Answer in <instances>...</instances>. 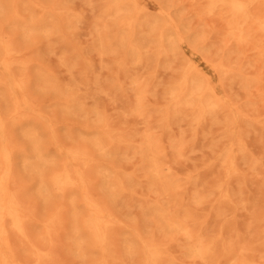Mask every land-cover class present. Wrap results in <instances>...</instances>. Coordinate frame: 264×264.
<instances>
[{
    "label": "rangeland",
    "instance_id": "rangeland-1",
    "mask_svg": "<svg viewBox=\"0 0 264 264\" xmlns=\"http://www.w3.org/2000/svg\"><path fill=\"white\" fill-rule=\"evenodd\" d=\"M0 1L2 2V4H5V6L2 4L0 6L2 7L4 6L3 8L2 7L1 8L2 11H4L3 12L4 15L6 14L5 15L6 17L3 16L4 18L2 17V21H0V24H2L3 22V25H1L0 27L2 28L4 26V30H3L4 33L6 32L5 33L6 35L12 36L11 37L12 39L14 38L13 41L14 45L15 44L18 45V46L15 45L17 50H19V52L22 51L20 53V57L22 58L26 57L25 59L29 60V58L32 56V58H30V61L27 65L28 67L25 68V70L27 71V69L29 68H30L29 71L31 70V72H28V76L26 74L27 79L30 80V81L27 80L28 81L27 89L30 91V92L28 91V94L30 98L34 101L33 104L35 105L37 104L36 106L33 105L35 107L32 106L33 109L30 108L23 109L22 113L27 114L25 118L24 117L21 118V121L18 122V125H15L14 127L10 128V130H12L10 131L11 132L10 135L12 137L11 138L12 143L15 146L14 147L15 154L13 157L14 175H16L14 176L16 178L15 186L19 184L18 185L19 188L17 186V189L20 192L21 201L23 203L24 208L28 212H30L31 215L29 221L30 222L34 221L33 223L28 222L29 224L28 230L30 229L29 235L30 237H32L33 239L32 241L37 242L39 240V242L37 243L38 245L42 242H45L44 244L42 243L39 246L42 247V245H45L42 248H45L44 249L45 251L48 250L50 252L51 250L47 249L48 244L49 243L51 244V245L49 244V248L52 249L53 247L50 246L57 245V243H59L58 241L61 240L60 243H62L63 245L61 244L60 246L59 243L58 245L59 247L55 246L58 248L57 252L55 251V248H53L54 250L52 251H55V254L53 252L51 253L52 256L54 257L56 256V253L57 256L59 253L60 255L59 258H63V259L59 260L58 257H56L57 259L53 257L54 259L52 260V262H54V264L56 263L59 264L58 260L59 262H61L60 264H63V260L64 262H66L64 264H75V263L96 264L95 262L96 260H98V258H99V264H105L104 262H106V264H130V263L145 264L144 262L145 254L144 251L142 250V247L140 246L143 245L144 243L155 245L154 243L157 244V242H158L157 246L160 245L161 247L159 246V248H157L156 245L154 247L159 249L162 255L161 261H163V264L165 263L164 261H166L167 259H169V261H167L165 264H168V262L169 264H204L203 262L199 263V260L198 262H195L197 261V259L193 263L192 262L194 260L193 258L191 259L192 261H190L189 259L190 254L189 257H187L188 256L187 254L189 253L188 249L190 248V245L192 246L193 242L191 241L189 245L190 240H188V238L185 236L183 231H180L183 234L178 231L180 233L179 234L177 231L169 230L168 232L167 229H164L166 227L163 228L162 223L159 222L160 221L159 219L161 218L159 216L156 217L157 215L160 214L161 211H162L161 214L168 213L166 214L168 216L171 213H174L171 214V216L173 215L175 216L177 214L176 216L178 217L179 215L178 218L177 217H173V218H177L178 220L183 221L186 231L191 233L194 240L195 238L197 239L200 236L202 237L203 234L204 236L203 240L202 238H199V240L204 241L206 239L207 241L206 240L205 241L208 242L209 241L208 238L213 235L214 238L211 237L209 239L210 240L214 239L213 242L217 243L218 245L213 243L212 241H209V243L212 242L211 244H213L212 245L213 247L214 244L216 245L214 248H212L213 249L212 252H214V249L216 251L218 248V250L216 251L217 254L215 252L214 253L211 252L212 255H210L211 257L209 256V259H211L212 262L214 260L213 262L214 264L221 263V261L222 263L226 261L225 264H264V246H263L264 245L263 244L264 242V237H263L264 236L263 233L264 232V56L257 54V52H255V50L257 51V49L253 45L250 46V44H252V40L256 38L251 39V41L245 42L246 44L245 43L238 44L237 41L229 34L226 23L227 18L223 14V11L220 9L219 11L217 10L218 8H214L212 11H209L207 13L210 16L207 15L204 9V0H193V1L192 0H135V5L133 6L132 9H130V11L122 10L120 12H117L116 9L115 10L111 9V7L115 5V2L113 0L112 1L111 0H45V1L27 0L28 4L25 2L26 0L25 1L19 0L17 2V6L18 3L21 4H19V7H17V10L19 12L17 16L18 18L17 17L14 18L15 20L13 18H12L13 20L9 18L10 13H8V11L10 12V9H8V7L10 4V0H3L4 3L2 0ZM113 2L114 4H112ZM199 3L201 5L203 4L202 5L203 7H201V5L199 6ZM108 4L109 6L111 5V7H109ZM22 7H24L23 9L24 11L26 8L25 14L27 15H24L23 10H21ZM27 7L30 9V10L28 9L29 11L27 10ZM1 8H0V19L2 14ZM38 9L41 11L43 10L45 13H47V14H45L44 12L42 13L46 16L44 15L43 17L40 16L37 12ZM56 10L58 11V13ZM214 10H215V14H213ZM217 11L219 12L217 13ZM19 13L23 14L22 15L23 17L20 16L21 14L19 15ZM203 13L206 14V17L202 16ZM32 15L34 18L32 17ZM35 15L37 18L35 17ZM26 16L27 17L30 16L28 17L29 19L24 18ZM21 18L24 21H22ZM33 19L36 20L35 24H32ZM120 19H123L122 23L125 25V27L124 25L119 23ZM7 20L8 21L10 20L9 23L12 26L11 25L9 26L8 25L9 23L6 24ZM61 22H63V24ZM5 25H7V27ZM17 27L20 30H18ZM52 28L53 30H51ZM12 29L16 31H13ZM37 30L38 32L39 31L41 32V33L39 32L41 35L37 32ZM35 31L37 32L38 35L35 34L36 33ZM51 32L53 34H51ZM97 32L100 36L96 35ZM22 33L24 34V36ZM45 35H47L48 37H46ZM99 37L101 39H99ZM24 38H26V40ZM22 39L24 40V42ZM97 39L98 42H96ZM120 39L123 41H120ZM29 40L31 41L28 44L27 42ZM33 41H38V42L34 43ZM100 42L102 46L100 45ZM238 47H242V48H238ZM243 47H245L246 50L248 51H246ZM247 47L249 49H247ZM200 48L201 49L203 48L202 49L203 51ZM24 53L27 56H25ZM225 64L228 66L224 68V66H226ZM39 66H41V68ZM46 66L49 67V69L46 68ZM195 67L198 69H196ZM228 68L230 69V71L228 70ZM36 69L37 71H35ZM226 69L229 72H227ZM20 71L21 70H17V72ZM22 71H23L22 73L25 74L24 72L26 71L24 70ZM38 71H41L40 73L41 75H43L42 77L44 76L45 77L42 78L41 75L39 76V74H37ZM48 71H49V76L47 73ZM182 71H183V75L180 76L181 78L180 79L179 75L182 74ZM51 73H53L54 75H52ZM203 74L207 78H209L207 79L208 82L207 80H205L206 77ZM220 75H222L223 80ZM223 76H225V78ZM194 77L198 78V80H196ZM187 78L190 80L193 78L194 79L190 81L187 80ZM243 78L249 80L251 84L248 85L249 81L247 82ZM46 79H50V81L49 80L45 81L47 82V85L50 84L48 86L44 82V80ZM177 79H180V81H178ZM57 80L60 82H58ZM194 80H196V82ZM176 81L177 84L174 83ZM258 81L259 83H257ZM50 82L53 83V86L51 85ZM54 82L55 85L56 84L58 85L56 87L59 88H53V90L50 91L51 88L55 86ZM183 82L184 85L181 84ZM174 84L177 85L178 88ZM180 84L182 85L181 87L182 89L176 91L177 89L180 88ZM63 86L66 87L67 89H65ZM172 86H173V90H171ZM174 87H176L177 89H175ZM43 89H45L44 91L45 94L44 92H42ZM64 89L66 92L62 91ZM181 90L182 92L180 93ZM35 91L36 93L33 94ZM69 91L71 92V94ZM56 92H58L57 93L58 95L56 94ZM173 92L174 93L177 92V95H175ZM67 93L68 96H71L70 98L66 96ZM177 96L181 98L180 101H178L179 99L177 98L179 97ZM36 98L39 99L40 101H38ZM76 98H78L77 101L74 100ZM72 99L76 103L73 102L71 104V101H73ZM140 99H142L141 103H140ZM66 101L67 103L69 102L68 106L66 104ZM138 101L140 104H138ZM8 102L9 101L7 97L3 95L0 91V109H1L0 112L1 114H3V116L5 110L4 108H2V105L3 107L6 106L8 108L7 106L9 105ZM59 102H61L60 105H57ZM179 102H181V104ZM233 102L235 104H233ZM53 104L55 106L57 105V107L55 108ZM62 104L65 105V107ZM75 104L76 105L80 104L77 107L78 109L75 108L76 107ZM204 104L206 108H204ZM49 105L50 108H48ZM61 105L63 109L66 110V112H64V110L61 111L62 109ZM74 105L75 107H73ZM53 107L54 110L52 112ZM66 107L68 109H66ZM79 107H81V109ZM219 107H221V109ZM237 107L239 110L234 111V108L236 109ZM55 109L57 110V112L58 111L59 112L57 113ZM227 109L228 110L231 109L230 112L227 111ZM75 110L80 111V112L78 111L79 113L77 112L79 115H77ZM205 110L209 112L207 113V111ZM210 110L212 112H210ZM70 111L72 112L74 111L76 115L75 113L73 115V113H71ZM220 111L221 113H219ZM232 111H234L232 113L233 115L231 114ZM228 112L230 114H228ZM240 113H242L241 114L242 116L239 115ZM205 114L206 116H203ZM211 114H213V116ZM231 115L233 117H231ZM199 116L200 117L202 116V118H200ZM33 117L38 119H35ZM196 117H198L201 120V122ZM231 119L234 121H232ZM229 120H231V123L233 122L234 123L231 125ZM75 121H77L76 124ZM194 121L197 123L198 126ZM83 122H85V124L88 123V125H90L91 127L90 126L87 127L86 125H81V123L83 124ZM107 124H109L112 129H110L109 125L108 128ZM98 125L100 126L98 127ZM233 125L235 126L233 127ZM68 126L70 127L68 128ZM106 127H107V131H105ZM76 128H78L80 131H76ZM28 129H34L37 132V135L39 136V141L41 143L40 144L41 149H43L42 150L43 156L46 157L45 159L53 158L52 162L50 160L45 163H42L41 164L42 167L40 166L41 172H45V175H48L54 168H56L57 164L61 161L59 155H57V153L52 149L48 148L52 137L55 139V142H57L62 147H64L65 145V148H70V147L80 148V149L82 148L89 154L88 161L82 167L87 172L86 175H88L87 176L88 180L90 179L89 184L91 183L94 184L95 182V184L98 186L97 188L95 184L94 186L90 185L92 189L95 187V190L94 191L92 190L93 191L92 193H94V195H97L98 199L100 198V203L103 200L106 201V202L103 201L102 202L103 204L104 202L108 203L107 206L105 204L104 205L102 204V207L105 216L107 217L108 220L111 221V227L109 229L111 239L109 238L108 254H106L105 260L101 258L100 251L98 254L97 251L93 249V247H91V243H92L91 236L88 235L81 228L80 222L83 220V219L81 220V218L82 216L86 217L85 214H87V212L82 205L81 196L79 195V193L68 192V194H66L67 196L70 195V193L72 194L69 196V198L67 196L63 197L61 195H58V197L56 196L55 198L54 196H52V198L50 199V196L47 195L46 197L47 198L49 197L51 201H49L48 199L49 202H45V200L47 201V198L43 199L45 196V195L43 196V193L46 194L47 192L46 191L43 193H41L40 191L38 192L39 190L38 174L35 175L36 174L35 172L33 173V171H30V169H28L29 167L26 164V163H30L31 160H32L31 163L35 162L34 152L31 149L30 142L27 136H25L24 134L25 131ZM70 129L71 130L75 129V130L74 132L72 131L71 133ZM92 129L94 133L91 132ZM109 129L111 131L114 130L112 131L114 132L113 135L111 132H109L110 131ZM84 131H87L88 134ZM65 132L66 134L69 132L68 133L69 135L73 134V137L66 135ZM77 132H79V134ZM62 133L63 135L66 136H62ZM93 134H97L98 136L95 135L96 137H94ZM105 134L108 135V138ZM235 134H237V138ZM76 135L77 138H74V136ZM81 135L84 136V138H82ZM91 136L93 139L91 138ZM104 136H106V139H104L105 138ZM58 137L60 138V140ZM66 137H68L67 138L68 140L67 139L64 140ZM97 137L98 138L100 137L99 139H101L100 141L102 144H100V141H98ZM88 138L91 139H89L88 141ZM62 139L64 140L63 142ZM69 139L70 140L72 139L77 143L76 142L72 143L73 141L72 140L69 141ZM80 139L83 141H81ZM68 141L70 142V144H68L69 143ZM84 141H86L85 142L86 144L84 143ZM108 141L112 143V145L110 143L108 144ZM116 141H118V143H116ZM181 141H182L181 144H183L182 147L180 146ZM235 141H237L238 144L241 145V147H239V145ZM105 142L107 146H109L108 148L107 146H102L105 144ZM149 142L154 146V148L156 147L155 152L157 153V156H159L158 158L160 162L163 163L164 161H166V163L164 162L165 163L164 165L168 167L171 161V164L168 167L167 176L170 177L169 180H173V182L172 181L170 182V184L172 183L173 184L172 186L166 184L168 186V190L166 189L167 187L166 188L164 187L166 190L165 189L162 190V187L160 185H159L160 187L159 190L157 189L159 188L157 186L158 184L157 182L151 183L152 175L150 173L149 164L145 156L146 154L145 150L147 149L148 146L147 144ZM90 143L93 145H90ZM97 143H99L101 149L104 148L106 149L102 150V152L101 151L99 152V150L101 149L97 148L99 146ZM231 145L233 146L231 147ZM176 146L177 147L179 146L178 149ZM174 147L177 151L174 149ZM230 147L231 149L228 150ZM238 149H241V151H239ZM28 150H31V152ZM173 150H175L176 153ZM159 151L165 152L166 155L163 154L162 152L160 153ZM172 151L174 152V154ZM230 151H233L234 153L233 152L230 153ZM222 154L224 155V157H222ZM22 155L25 157L23 158ZM230 155L231 157H229ZM228 158L230 160H228ZM226 160L228 161V163H226L227 162ZM172 161H174L175 164ZM222 161L224 162V164ZM49 162H51L53 165L47 164ZM91 164H93V166ZM228 164L229 166H227ZM88 167H90V169ZM25 168H27V170ZM43 168H45V171ZM96 168L98 169L96 170ZM99 168H101L102 170ZM91 169L93 170V172ZM172 169L174 170V172ZM236 169L238 171V174ZM98 172L99 174L101 172L102 175L101 174L99 175ZM171 173L172 174L174 173L173 175L175 177L177 176L176 179L175 177L171 176L172 175ZM129 174L133 177V179ZM144 174H146V178L144 177L145 176ZM128 176L131 179H129ZM230 176H232V179L230 178ZM109 177L111 178L112 182L113 179H115L114 183H110L111 181ZM219 177L221 178L219 179ZM233 177L236 180L235 179L233 180ZM36 178L37 180H34ZM229 178L232 180L231 182H229L230 181ZM145 179L147 180V182L145 181ZM221 180L223 181V183ZM227 180L229 181L227 182ZM130 182L136 183L134 184V187L132 184L130 188L131 191H129L127 188L128 186L130 187L131 185ZM178 182H180V184ZM225 182L228 184L226 185ZM127 183L130 185H128ZM177 183L181 185L180 189H177L179 188V186L176 187ZM214 183L216 185L219 183L218 184L219 186L218 185L217 187L214 186L213 185ZM151 184L153 185V187H155L156 185V187L154 189L152 187L151 188L149 187L150 188L149 189L147 185H151ZM99 185L103 188V190H101V187ZM114 185L117 186L115 187L116 189L114 188ZM22 186H23L22 188L23 190L21 189ZM104 186L107 188L108 191L106 189H105L106 191L104 190L105 188ZM119 186L120 188H122L121 190L120 188H118ZM171 187L175 189L171 191L172 190ZM181 187L184 189L183 192L185 197L183 196V193L180 194V192H182ZM213 187L215 188L212 189ZM33 188L35 192L33 191ZM123 188L125 189L123 190ZM218 188H220L219 189L220 191L219 193H216L218 191ZM237 188L241 190L238 191ZM114 190L117 192L118 196H115L116 194L113 196L114 192L112 191ZM134 190L137 191V194ZM161 190L162 192H160ZM164 190L167 192L171 191L172 193L170 192L171 194H169L168 192V196H166L167 193L164 192ZM102 191L104 193H102ZM121 191L122 193L125 191L124 192L125 194H121ZM110 192L112 193L110 194ZM194 192H197V195ZM119 193L121 196L119 195ZM152 193L154 194L152 195ZM156 193H158V196L160 198L157 196ZM177 193H179L180 197L182 195L181 199L180 197H178L179 195H177ZM213 193L215 194L213 195ZM219 194H224V195H219ZM108 195L109 197L111 196L110 197L111 199L114 198L113 199L114 202L116 201L115 204H113V200H111L108 197ZM164 195L166 196L164 198L162 197L164 201L160 202L159 200H163L161 199V196ZM196 196L201 200L197 199ZM66 197L69 199V201L68 199H65V201H63V199ZM191 197L193 199H191ZM71 199H73V201L75 200V202H73L75 209L73 207V203H71L72 202ZM231 199L234 201H232ZM156 200H158V203L162 204L161 208L164 209L166 207L167 212H165L166 209H164L165 211L163 209H159L160 206L154 204L153 201L156 202ZM165 200H167V202L168 201L171 202V203L168 202L169 207L167 205V202L164 203L167 206L163 207L164 205L163 202H165ZM79 202L81 204H79ZM39 203L44 204L43 205L44 207L42 206V204L41 206H38L40 205ZM50 203L51 206L49 207ZM158 203L156 202V204ZM196 203H198V205H196ZM75 204L77 205V208ZM64 205L66 207L65 208L66 210L64 209ZM45 206L47 209H45ZM104 206L107 209V211L104 209ZM26 207H28L29 209H27ZM56 207L58 209L62 207L61 210L65 212L64 214L63 211L61 213L64 216L67 215L68 217L66 216L65 218H63L64 216L62 217V215H60L61 218L56 224L57 226L63 223L61 225L62 228L60 230V233H57L59 229L55 230L56 229L55 227L54 233L51 236L47 235L49 240L47 238L42 239L45 238V234H41L44 233L43 232L44 228L42 224L48 217L47 215L52 211L51 209L54 210L55 208L56 210L57 209ZM72 207L73 210L71 211ZM78 207H80L79 210ZM107 207L109 208V211L112 210L110 211V213H108ZM147 207L148 208L151 207L150 209L152 208L156 209V207H158V209L156 210H161V211L160 212L156 211L159 214L156 213L157 215H155L154 213L155 209L149 210ZM82 208L84 210H82ZM143 208L145 209V214L147 216L145 214H143L142 216L144 210ZM189 208H191V210H189ZM30 209L32 212L30 211ZM169 209H173V212H171L172 210L169 211ZM176 209L179 210V213H176L178 212ZM181 209L183 210V212L181 211ZM77 210L78 211L81 210L80 212H82V214L80 212L79 214H81L82 216H80L79 214L77 215L78 213ZM75 211L76 214L74 213ZM83 211L85 213H83ZM52 212L50 214H52ZM184 212L186 213L188 212V213L185 214ZM180 213H181V217H180ZM76 215L78 217L80 216L79 221H76L77 219H74L75 217H77ZM73 216L75 217L73 218ZM146 217L148 219H146ZM154 217L158 218V220L155 219ZM31 218L33 220H31ZM66 218L68 219L66 220ZM72 218L74 221H76L77 225H79L78 227H76L74 221L71 220ZM150 218L155 221L152 220L150 221ZM63 219L64 222H62ZM192 219H194V221H192ZM37 221L40 223H38ZM154 222H156V224H159V226L157 225V228L159 227L158 231L156 230L157 228L155 229L156 224H154ZM142 224L144 225L141 226ZM69 225H72L75 228L69 227ZM148 225L150 226L148 227ZM61 226H57V228ZM135 226L137 227V229ZM144 227L147 230L143 229ZM70 228H72L75 232ZM160 229H162L163 232L164 230L166 231V233L164 232V234H162L163 238L161 237V234H159V232L163 233L162 230ZM137 230L138 231L141 230L139 231L141 233L143 232L147 233V231L150 232H148L149 234L143 236L144 233L137 234L138 233ZM151 231H154L156 233L152 235L150 234L152 233ZM172 231L173 233L176 232L177 234L176 233L175 234L177 236L175 234H171L173 236L172 237L170 235V232ZM55 233H57L59 237ZM128 234L130 236H128ZM132 234L135 236H133ZM165 234L166 236H164ZM52 236H55V238L58 237L59 239L56 240L52 238L56 240L55 242L51 240V238H49ZM169 236L170 238H168ZM175 236L176 239H174L175 241H173L172 238H174ZM152 237L153 239H151ZM164 237H167L168 239ZM215 237L218 239L216 240ZM155 238H158V240ZM133 239L134 240L136 239L135 242L133 241ZM159 239H161V241ZM40 240L42 242H40ZM50 240L54 244L51 243ZM145 240L148 243H146ZM15 241L17 244L15 243ZM113 241H115V243H113ZM168 241L169 242L173 241V242L169 244L167 243ZM14 243L17 248L18 258L23 260L24 259L29 260L30 256L28 254L30 253L29 250L30 247L27 246L26 244H23L24 242L16 236L14 238ZM20 243H22V245ZM133 243L135 244V246L133 245ZM161 243L162 245H164L165 243V245L162 246ZM130 244H132L133 246H129ZM229 244L231 246H229ZM247 244L248 246L253 245L252 249L251 247L248 248ZM64 245H67L69 247L67 248ZM114 247H118L116 251H115L116 248ZM246 247L248 249H246ZM253 247H255V249ZM71 248L74 251L71 250ZM166 248H168L169 251L168 250L166 251ZM229 248L231 249L232 252H234V254L230 253L231 251ZM243 248L246 249L247 252H244ZM131 249H133L132 252ZM134 249L136 252L134 251ZM221 249L224 252L221 251ZM226 249L229 250L230 252L229 251L227 252ZM241 249H243V251ZM24 250H26V252ZM69 250L72 251L73 253L72 252L70 253ZM75 250L77 253L79 252V254H77ZM226 252L230 254H226ZM139 253L141 254V258L138 259V257H140ZM221 253L224 255L226 254L227 257L226 255L223 256ZM72 254L74 255L73 257H71ZM214 254L218 255V256L215 255L217 258V263L215 262L216 258L215 259L213 258ZM75 255H77V259H75ZM218 257L220 258V260ZM132 260L135 262H133Z\"/></svg>",
    "mask_w": 264,
    "mask_h": 264
},
{
    "label": "bare ground",
    "instance_id": "bare-ground-1",
    "mask_svg": "<svg viewBox=\"0 0 264 264\" xmlns=\"http://www.w3.org/2000/svg\"><path fill=\"white\" fill-rule=\"evenodd\" d=\"M3 1V0H2ZM19 0H10V4H9V7H8V5H7V7H8V9H10V12L8 11V13H10L9 14V18H16L17 16H18V10H17V7H19V4H21V3H18V6H17V2H18ZM20 1H23V0H20ZM25 1V0H24ZM32 1V0H31ZM34 1V0H33ZM45 1V0H44ZM112 1V0H111ZM114 2H115V5L113 6V7H111V5L109 6V4H108V6L109 7H111V9H116V11L117 12H120V11H122V10H128V11H130V9H132L133 8V6L135 5V0H113ZM193 1V0H192ZM1 2V1H0ZM26 3H27V0L25 1ZM55 2V1H54ZM114 2L112 3V4H114ZM3 3H4V1H3ZM9 3V2H8ZM35 3V2H34ZM50 3H52V2H50ZM191 3V2H190ZM193 3V2H192ZM2 4V2L0 3V5ZM23 4H24V2H23ZM28 4V3H27ZM31 4V3H30ZM56 4V3H55ZM2 5H4L5 6V4H2ZM26 5V4H25ZM24 5V6H25ZM35 5V4H34ZM34 5H32V6H34ZM201 4L199 3V6H200ZM203 5V4H202ZM201 5V7H203ZM3 6V7H4ZM30 6V5H29ZM191 6V5H190ZM2 6H0V8H1ZM2 7V8H3ZM26 7V6H25ZM40 7V6H39ZM55 7V6H54ZM57 7V6H56ZM194 7H195V5H194ZM2 8H1V11H2ZM36 8V7H35ZM193 8V7H192ZM197 8V7H196ZM200 8V7H199ZM214 8H218L217 10H222L223 11V14L225 15V17L227 18L226 20V23H227V28H228V31H229V34L237 41V43L239 44H243V43H245V42H248V41H251V39H253V38H256V39H254V40H252V44H250V46L251 45H253L256 49H257V51L255 50V49H253V50H255V52H257V54H260V55H263L264 56V0H204V9H205V11H206V14L209 12V11H212ZM24 9V7H22L21 8V10H23ZM29 8L27 7V10H28ZM37 9V8H36ZM41 9H43V8H41ZM110 9V8H109ZM198 9V8H197ZM6 10V9H5ZM30 10V9H29ZM28 10V11H29ZM32 10V9H31ZM35 10V9H34ZM203 10V9H202ZM219 10V11H220ZM25 11H26V8H25ZM25 11L23 10V13H24V15H27V14H25ZM57 11V10H56ZM196 11V10H195ZM204 11V10H203ZM204 11V12H205ZM219 11H217V13L219 12ZM4 11H2V14H1V19H0V21H2V17L3 16H5L4 15V13H3ZM36 12V11H35ZM38 14L40 15V16H42L43 17V15L44 14H42L44 11L42 10H39L38 9ZM108 12V11H107ZM22 13V12H21ZM21 13H19V15L21 14ZM45 13V12H44ZM57 13H58V11H57ZM166 13V12H165ZM195 13V12H194ZM37 14V15H38ZM45 14H47V13H45ZM49 14V13H48ZM204 14V15H203ZM202 14V16H204V17H206V14L205 13H203ZM213 14H215V10L213 11ZM23 14H21L20 16H22ZM51 15V14H50ZM60 15V14H59ZM120 15V14H119ZM168 15H169V13H168ZM207 15H209V14H207ZM31 16V15H30ZM30 16H28V17H30ZM39 16V17H40ZM44 16H46V15H44ZM61 16V15H60ZM171 16V15H170ZM201 16V15H200ZM210 16V15H209ZM209 16H207V17H209ZM6 17V16H5ZM23 17V16H22ZM27 16L26 17H24V18H28ZM32 17H33V15H32ZM35 17H36V15H35ZM4 18V17H3ZM18 18V17H17ZM34 18V17H33ZM37 18V17H36ZM199 18H201V17H199ZM8 19V18H7ZM12 19V20H13ZM29 19V18H28ZM41 19H44V18H41ZM142 19H145V18H142ZM201 19H203V18H201ZM15 20V19H14ZM21 20H22V18H21ZM20 20V21H21ZM63 20H64V18H63ZM16 21H17V19H16ZM22 21H24V20H22ZM29 21V20H28ZM62 21V20H61ZM143 21H145V20H143ZM10 22V20L8 21L7 20V22H6V24L7 23H9ZM33 23L32 24H35L36 23V20H34L33 19V21H32ZM52 22V21H51ZM123 19H120L119 20V23H121L122 25H124L123 23ZM12 23V22H11ZM24 23H26V22H24ZM49 23V22H48ZM62 24H63V22H61ZM14 24V23H13ZM1 25H3V22H2V24H0V26ZM9 26L11 25L10 23L8 24ZM29 25V24H28ZM53 25V24H52ZM51 25V26H52ZM55 25V24H54ZM127 25H129V24H127ZM6 27H7V25H5ZM12 26V25H11ZM17 26V25H16ZM19 26V25H18ZM31 26V25H30ZM36 26V25H35ZM55 27V26H54ZM124 27H125V25H124ZM3 28V29H2ZM0 27V91H1V93L3 94V95H5L6 97H7V99H8V103H9V105H7L8 106V108L6 107V106H4L3 107V105H2V108H4V110H5V112H4V116H3V114H1V112H0V264H50L51 262H52V260L54 259V258H56V257H58L59 258V253H58V256H57V253H56V256L54 257V256H52V253L51 252H53L54 254H55V251L57 252V247H55V246H58L59 245V243L61 242V240L60 241H58L59 243H57V245H52V246H50V247H53V248H55V251H52V250H54L53 248L51 249V248H49V244H48V248L47 249H49V250H51L50 252L47 250V251H45L44 249L45 248H42L43 246H45V245H42V247L41 246H39V245H41L42 243L44 244L45 242H42L41 240L42 239H48V236L47 235H52L53 233H54V229H55V227H56V229L55 230H58L57 231V233H60V230H61V228H62V224L61 223H59V224H61V225H57V226H61V227H58L57 228V226H56V224H57V222L59 221V219L61 218V216L60 215H62V217L64 216L63 214H64V212L65 211H63V210H61V208H57L56 210H55V208H54V210L53 209H51L52 211H54V212H52V214H50L49 212V214L47 215L48 217L46 218V220L44 221V223L42 224L43 225V228H44V233H41V234H45V238H42L41 240H40V242H42V243H40L39 245L37 244L38 242H39V240L37 241V242H33L32 240V237H30V235H29V232H30V229L28 230V222L29 223H33V222H30L29 220H30V212H28L25 208H24V206H23V203H22V201H21V197H20V192H19V190L17 189V186L19 185H17V186H15V177L14 176H16V175H14V167H13V165H14V162H13V157H14V154H15V146H14V144L12 143V137H11V135H10V131H12V130H10V128L11 127H14L15 125H18V122L19 121H21V118H25V116L27 115V114H23L22 113V111H23V109H26V108H30V109H33V107H35L36 105L35 104H33V100L30 98V96H29V94H28V89H27V87H28V81H30V80H28L27 79V77H26V74H27V76H28V72H31V70L29 71V69H27V71L25 70V68H27L28 66V63H29V61H30V58H32V56L29 58V56H28V58H29V60L28 59H25V58H22V57H20V53L22 52H19V50H17V48H16V46H18V45H14V38L12 39L11 37L12 36H8V35H6L5 33H4V26L3 27ZM10 28V27H9ZM16 28V27H15ZM20 28H22V27H20ZM37 28H38V26H37ZM96 28V27H95ZM17 29H18V27H17ZM48 29V28H47ZM8 30H10V29H8ZM13 31H16V30H14V29H12ZM18 30H20V29H18ZM23 30V29H22ZM31 30V29H30ZM35 30V29H34ZM43 30H44V28H43ZM51 30H53V28L51 29ZM55 30V29H54ZM97 30V29H96ZM29 31V30H28ZM49 31V30H48ZM56 31V30H55ZM55 31H54V33H55ZM131 31V30H130ZM9 32V31H8ZM12 32V31H11ZM22 32V31H21ZM36 32V31H35ZM37 32H38V30H37ZM37 32L35 33V34H37ZM40 32V31H39ZM38 32V33H39ZM96 32V31H95ZM14 33V32H13ZM24 33V32H23ZM22 33V34H23ZM30 33H31V31H30ZM41 33V32H40ZM39 33V34H40ZM44 33V32H43ZM57 33V32H56ZM10 34V33H9ZM28 34V33H27ZM26 34V35H27ZM47 34V33H46ZM51 34H53L52 32H51ZM14 35V34H13ZM31 35V34H30ZM32 35H34V34H32ZM38 35V34H37ZM41 35V34H40ZM62 35V34H61ZM97 36H100L99 34H98V32H97V34H96ZM23 36H24V34H23ZM44 36V35H43ZM46 37H48L47 35H45ZM49 36H50V34H49ZM22 37V36H21ZM45 37V38H46ZM29 38V37H28ZM31 38H34V37H31ZM62 38V37H61ZM25 40H26V38H24ZM37 39V38H36ZM36 39H34V40H36ZM99 39H101L100 37H99ZM23 40V39H22ZM39 40V39H38ZM16 41V40H15ZM31 40H29L27 43L29 44V42H30ZM99 41H101V40H99ZM120 41H123V40H121L120 39ZM23 42H24V40H23ZM22 42V43H23ZM34 43L35 42H38V41H33ZM96 42H98V39H97V41ZM197 42V41H196ZM25 43H26V41H25ZM99 44V43H98ZM97 44V45H98ZM182 44V43H181ZM238 44H237V46H238ZM246 44V43H245ZM244 44V45H245ZM248 44V45H249ZM20 45V44H19ZM36 45V44H35ZM100 45H101V42H100ZM183 45V44H182ZM197 45H198V43H197ZM236 45V44H235ZM102 46V45H101ZM200 46V45H199ZM241 46V45H240ZM27 47V46H26ZM137 48V47H136ZM238 48H242V47H238ZM238 48H237V50H238ZM245 50H246V48L245 47H243ZM19 49V48H18ZM201 49V48H200ZM203 49V48H202ZM201 49V50H202ZM247 49H249L248 47H247ZM24 51H27V50H24ZM30 51H32V50H30ZM42 51V50H41ZM77 51V50H76ZM104 51H106V50H104ZM203 51V50H202ZM246 51H248V50H246ZM250 51V50H249ZM99 52V51H98ZM97 52V53H98ZM101 52V51H100ZM253 53V52H252ZM25 54V53H24ZM24 54H23V56H24ZM31 54V53H30ZM30 54H28V55H30ZM32 54H34V53H32ZM37 55H38V53H37ZM22 56V55H21ZM25 56H27L26 54H25ZM257 56V55H256ZM44 58V57H43ZM257 58V57H256ZM261 58V57H260ZM34 59V58H33ZM204 59V58H203ZM258 59V58H257ZM260 60V59H259ZM259 60H257V61H259ZM37 61V60H36ZM213 61V60H212ZM215 61H217V60H215ZM221 62V61H220ZM261 62V61H260ZM208 63H209V61H208ZM30 64H31V62H30ZM40 64V63H39ZM188 64V63H187ZM220 64V63H219ZM219 64H218V66H219ZM223 64V63H222ZM186 65V64H185ZM184 65V66H185ZM214 65V64H213ZM226 65V64H225ZM261 65V64H260ZM221 66V65H220ZM228 65H226V66H224V68L225 67H227ZM40 68H41V66H39ZM36 68V67H35ZM46 68H48L49 69V67H47L46 66ZM184 68V67H183ZM196 68V67H195ZM218 68H220V67H218ZM221 68H223V67H221ZM230 68V67H229ZM228 68V70L230 71V69ZM43 69V68H42ZM189 69V68H188ZM196 69H198V68H196ZM17 70H21L20 72H17ZM22 70H24V71H26V72H24L25 74H23L22 72ZM34 70V69H33ZM46 70V69H45ZM44 70V71H45ZM190 70V69H189ZM193 70V69H192ZM227 70V69H226ZM227 70V72H229ZM35 71H37V69L35 70ZM52 71V70H51ZM196 71V70H195ZM39 72V73H38ZM37 72V74H39V76L41 75V71H38ZM194 72V71H193ZM224 72H225V69H224ZM43 73V72H42ZM46 73V72H45ZM48 73V76H49V71L47 72ZM191 73V72H190ZM197 73V72H196ZM36 74V73H35ZM34 74V75H35ZM44 74V73H43ZM52 75H54L53 73H51ZM50 74V75H51ZM189 74V73H188ZM195 74V73H194ZM202 74V73H201ZM216 74H217V72H216ZM219 74V73H218ZM225 74V73H224ZM181 75H183V71H182V74H180L179 75V78H180V76ZM190 75V74H189ZM193 75V74H192ZM204 75V74H203ZM38 76V75H37ZM43 75H41V77H42ZM184 76H185V74H184ZM195 76V75H194ZM205 76V75H204ZM221 76V78H222V75H220ZM45 77V76H44ZM44 77H42V78H44ZM202 77V76H201ZM206 77V76H205ZM224 78H225V76H223ZM39 78V77H38ZM53 78V77H52ZM57 78V77H56ZM56 78H54V79H56ZM183 78V77H182ZM192 78V77H191ZM196 80H198V78H196V77H194ZM193 78V79H194ZM219 78V77H218ZM53 79V80H54ZM181 79V78H180ZM180 79H177L178 81H180ZM193 79H191V80H193ZM207 79H209V78H207L206 77V79L205 80H207ZM245 81H249V80H247V79H245V78H243ZM28 80V81H27ZM40 80V79H39ZM38 80V81H39ZM47 80H49L50 81V79H46V80H44V82L45 81H47ZM187 80H190V79H188L187 78ZM190 80V81H191ZM196 80H194L195 82H196ZM203 80V79H202ZM201 80V81H202ZM220 80V79H219ZM222 80H223V78H222ZM259 80V79H258ZM43 81V80H42ZM58 81V80H57ZM260 81V80H259ZM259 81L257 82V83H259ZM51 82H52V80H51ZM50 82V83H51ZM58 82H60V81H58ZM57 82V83H58ZM186 82H188V81H186ZM194 82V83H195ZM207 82H208V80H207ZM246 82V83H247ZM252 82V81H251ZM255 82V81H254ZM39 83V82H38ZM46 83V85H47V82H45ZM44 83V84H45ZM174 83H176L177 84V81L176 82H174ZM191 83V82H190ZM224 83V82H223ZM243 83H244V81H243ZM261 83V82H260ZM42 84V83H41ZM182 85H184V82L183 83H181ZM180 84V88L179 89H177L178 87H177V85H175L176 87H174L175 89H177L176 91H178V90H180V89H182L181 87H182V85ZM197 84V83H196ZM249 84H251L250 83V81H249V83H248V85ZM255 84V83H254ZM262 84V83H261ZM43 85V84H42ZM45 85V86H46ZM48 85H50V84H48ZM47 85V86H48ZM51 85L53 86V83H51ZM54 85H55V82H54ZM59 85H60V83H59ZM63 85V84H62ZM173 85V86H174ZM188 85V84H187ZM39 86V85H38ZM41 86V85H40ZM56 86H58L57 84L54 86V87H52L51 88V90L50 91H52L53 90V88H59V87H56ZM173 86H172V89L171 90H173ZM216 86V85H215ZM214 86V87H215ZM222 86V85H221ZM244 86H245V84H244ZM49 87H51V86H49ZM64 87V86H63ZM184 87V86H183ZM211 87V86H210ZM261 87V86H260ZM39 88V87H38ZM65 89H67L66 87H64ZM223 88V87H222ZM63 89V88H62ZM65 89L64 90H62L63 92H66L65 91ZM169 89V90H170ZM46 90H47V88H46ZM59 90V89H58ZM61 90V89H60ZM45 91V89H43V91L42 92H44ZM55 91H56V89H55ZM184 91V90H183ZM260 91V90H259ZM30 92V91H29ZM70 92V91H69ZM170 92V91H169ZM182 92V90L180 91V93ZM36 93V91L33 93V94H35ZM39 93V92H38ZM54 93V92H53ZM58 92H56V94H57ZM62 93V92H61ZM174 93V92H173ZM32 94V95H33ZM44 94H45V92H44ZM63 94V93H62ZM61 94V95H62ZM70 94H71V92H70ZM175 95H177V92L176 93H174ZM30 95H31V93H30ZM58 95V94H57ZM60 95V94H59ZM65 95V94H64ZM63 95V96H64ZM178 95H179V93H178ZM37 96V95H36ZM66 96H68V93H67V95ZM170 96H171V94H170ZM183 96V95H182ZM181 96V97H182ZM69 98L71 97V96H68ZM177 97H179V96H177ZM186 97V96H185ZM229 97V96H228ZM227 97V98H228ZM41 98V97H40ZM43 98V97H42ZM176 98V97H175ZM37 99V98H36ZM35 99V100H36ZM66 99V98H65ZM77 99L78 98H76V99H74V100H76L77 101ZM177 99H179L178 101H180V97L179 98H177ZM38 101H40L39 99H37ZM63 100V99H62ZM71 100V99H70ZM73 100V99H72ZM74 100L73 101H71V104L74 102ZM171 100V99H170ZM229 100H230V98H229ZM223 101H224V99H223ZM46 102V101H45ZM45 102H42V103H45ZM64 102V101H63ZM81 102V101H80ZM142 102V99H140V103ZM183 102V101H182ZM192 102V101H191ZM220 102V101H219ZM42 103H40V104H42ZM51 103V102H50ZM53 103V102H52ZM56 103V102H55ZM60 103L61 102H59L57 105H60ZM69 103V102H68ZM68 103H67V101H66V104H67V106H68ZM74 103H76V102H74ZM139 103V101H138V104H140ZM173 103V102H172ZM180 104H181V102H179ZM5 104V103H4ZM39 104V103H38ZM49 104V103H48ZM47 104V105H48ZM71 104H69V105H71ZM174 104V103H173ZM176 104V103H175ZM183 104V103H182ZM187 104V103H186ZM203 104V103H202ZM222 104V103H221ZM233 104H235L234 102H233ZM33 105H35V106H33ZM46 105V106H47ZM54 105V104H53ZM52 105V106H53ZM57 105L55 106L54 105V107L56 108L57 107ZM63 105V104H62ZM62 105H61V111L62 110H64V112H66V110L65 109H63V107H62ZM76 105V104H75ZM75 105L73 106V107H75ZM78 105H80V104H78ZM78 105H76V109H78L77 107H78ZM219 105H220V103H219ZM33 106V107H32ZM64 107H65V105H63ZM139 106V105H138ZM184 106V105H183ZM222 106V105H221ZM234 106V105H233ZM236 106V105H235ZM7 109H6V108ZM38 107V106H37ZM45 107V106H44ZM54 107H53V109H52V112H53V110H54ZM197 107V106H196ZM48 108H50V105H49V107ZM52 108V107H51ZM80 109H81V107H79ZM167 108V107H166ZM204 108H206L205 107V104H204ZM217 108V107H216ZM220 109H221V107H219ZM223 108H224V105H223ZM226 108V107H225ZM66 109H68L67 107H66ZM178 109V108H177ZM188 109V108H187ZM196 109V108H195ZM199 109V108H198ZM197 109V110H198ZM203 109V108H202ZM1 110V109H0ZM45 110H47V109H45ZM71 110V109H70ZM73 110H74V108H73ZM186 110V109H185ZM223 110V109H222ZM221 110V111H222ZM231 110V109H230ZM230 110H228L227 109V111H229L230 112ZM238 111L239 109H238V107L235 109L234 108V111ZM55 111L57 112V110L55 109ZM76 111V113L79 111V110H75ZM205 111H207V110H205ZM219 111V110H218ZM221 111L219 112V113H221ZM224 111V110H223ZM226 111V110H225ZM234 111H232L231 112V114L234 112ZM51 112V113H52ZM59 112V111H58ZM57 112V113H58ZM63 112V113H64ZM71 113H73V115H74V111L72 112V111H70ZM80 112V111H79ZM78 112V113H79ZM163 112H164V110H163ZM183 112V111H182ZM209 111H207V113H208ZM210 112H212L211 110H210ZM228 112V114H230ZM62 113V112H61ZM60 113V114H61ZM68 113V112H67ZM76 113H75V115H76ZM77 113V115H79ZM202 113H203V111H202ZM206 113V114H207ZM224 113V112H223ZM227 113V112H226ZM237 113V112H236ZM239 113V112H238ZM191 114V113H190ZM206 114L205 115H203V116H206ZM242 113H240L239 115H241ZM63 115V114H62ZM72 115V114H71ZM200 115V114H199ZM212 116H213V114H211ZM233 115V114H232ZM231 115V117H233ZM60 116V115H59ZM194 116H195V114H194ZM214 116H215V114H214ZM217 116V115H216ZM230 116V115H229ZM236 116V115H235ZM242 116V115H241ZM37 117V116H36ZM58 117V116H57ZM200 117V116H199ZM230 117V118H231ZM240 117V116H239ZM33 118H35V117H33ZM62 118V117H61ZM196 118H198V117H196ZM200 118H202V116L200 117ZM204 118V117H203ZM206 118V117H205ZM229 118V119H230ZM237 118V117H236ZM26 119H27V117H26ZM35 119H38V118H35ZM199 119V118H198ZM240 119V118H239ZM55 120V119H54ZM69 120V119H68ZM85 120V119H84ZM166 120V119H165ZM164 120V121H165ZM194 120V119H193ZM200 120V119H199ZM203 120V119H202ZM232 120V119H231ZM231 120H229L230 121V123H231ZM57 121H59V120H57ZM78 121V120H77ZM77 121H75V124H76V122ZM163 121V120H162ZM232 121H234V120H232ZM240 121V120H239ZM10 122V123H9ZM89 122V121H88ZM195 122V121H194ZM200 122H201V120H200ZM199 122V123H200ZM66 123V122H65ZM196 123V122H195ZM197 123H198V120H197ZM197 123H196V125H197ZM229 123V124H230ZM234 123V122H233ZM233 123H231V125L233 124ZM62 124V123H61ZM165 124H166V122H165ZM228 124V125H229ZM42 125V124H41ZM72 125H73V123H72ZM78 125H79V123H78ZM81 125H86L87 127H89L90 125H88V123H86L85 124V122H83V124L81 123ZM96 125V124H95ZM108 125L109 124H107V127H108ZM230 125V126H231ZM55 126H58V125H55ZM97 126V125H96ZM100 125H98V127H99ZM104 126V125H103ZM110 126V125H109ZM198 126V125H197ZM235 125H233V127H234ZM66 127H67V125H66ZM70 126H68V128H69ZM76 127V126H75ZM86 127V128H87ZM91 127V126H90ZM107 127L105 128L106 130L105 131H107ZM168 127V126H167ZM166 127V128H167ZM233 127H231V128H233ZM65 128V127H64ZM72 128V127H71ZM74 128V127H73ZM84 128V127H83ZM85 128V129H86ZM104 128V127H103ZM109 128V127H108ZM60 129V128H59ZM78 128H76V131H80L79 129L77 130ZM88 129H90V128H88ZM110 129H112L111 128V126H110ZM109 129V130H110ZM69 130V129H68ZM71 130V129H70ZM75 130V129H74ZM74 130H71L70 132L72 133V131L74 132ZM97 130V129H96ZM95 130V131H96ZM99 130V129H98ZM104 130V129H103ZM108 130V131H109ZM55 131H56V128H55ZM58 131H60V130H58ZM65 131V130H64ZM63 131V132H64ZM105 131H104V133H105ZM112 131H114V130H112ZM111 130L109 131V132H111L112 133V135H113V133L114 132H112ZM233 131V130H232ZM54 132V131H53ZM84 132H86L87 133V131H84ZM83 132V133H84ZM90 132V131H89ZM91 132H93L94 133V131H93V129L91 130ZM13 133V132H12ZM59 133V132H58ZM69 133V132H68ZM66 134V132H65V134L66 135H69V134ZM70 133V134H71ZM78 134H79V132H77ZM76 133V134H77ZM82 133V132H81ZM98 133H100V132H98ZM106 133H108V132H106ZM111 133H109V134H111ZM25 136H27V138H28V140H29V142H30V146H31V149H32V151L34 152V158H35V162H33V163H31V161H30V163H26L27 164V166L29 167L28 169H30V171H33V173L35 172L36 174L35 175H37L38 174V177H39V187L38 186H36V187H38V192L40 191L41 193H43V192H47L46 194H44L43 193V196H44V198L43 199H46L47 197V195L48 196H50V199L52 198V196H54L55 198H56V196L58 197V195H61V196H67L66 194H68V192H78L79 193V195L81 196V201H82V205H83V207H84V209L86 210V212H87V214H85L86 215V217H84V216H82L81 214H82V212H80V211H78L79 209H80V207H78V213H77V215L79 214V212L81 213V214H79L80 216H82V218H81V228L83 229V231H85L88 235H90L91 236V239H92V243H91V247H93V249H95L96 251H97V253L99 254V251H100V253H101V258L103 259V260H105L106 259V254H108V244H109V238H110V233H109V229H110V227H111V221L110 220H108L107 219V217L105 216V213H104V210H103V207H102V202L103 201H105V200H103V201H101V203H100V198L98 199V197H97V195H94V193H92L94 190H95V187L92 189L91 187H90V185H93L94 186V184H95V182H94V184L93 183H91V184H89L90 183V179L88 180V178H87V176L88 175H86V171L83 169V165L88 161V158H89V154L85 151V150H83L82 148L80 149V148H72V147H70V148H65V145H64V147H62V146H60L57 142H55V139L52 137L51 138V141H50V143H49V149H52L53 151H55L56 153H57V155H59V158H61V161L57 164V166H56V168H54L48 175H45V172H41V168H40V166H41V164L42 163H45V162H47V161H50L51 160V162H52V159H45L46 157H44L43 156V153H42V150L43 149H41V143H40V141H39V136L37 135V132L34 130V129H28V130H26L25 131ZM77 134V135H78ZM88 134V133H87ZM91 134V133H90ZM238 134V133H237ZM237 134H235V136H236V138H237ZM60 135V134H59ZM66 135H63V133H62V136H66ZM77 135L76 136H74V138H77ZM82 135H84V134H82ZM81 135V136H82ZM94 135V137H96L95 135H97V134H93ZM102 135H104V134H102ZM106 135V134H105ZM115 135H116V133H115ZM14 136V135H13ZM17 136V135H16ZM41 136H42V134H41ZM69 136H72L73 137V134L72 135H69ZM68 136V137H69ZM89 136V135H88ZM87 136V137H88ZM98 136V135H97ZM100 136V135H99ZM107 136V138H108V135H106ZM106 136H104L105 138L104 139H106ZM110 136V135H109ZM47 137V136H46ZM55 137H57V136H55ZM68 137H66L64 140H66ZM80 137V136H79ZM101 137V136H100ZM99 137V138H100ZM112 137V136H111ZM110 137V138H111ZM44 138V137H43ZM59 138V137H58ZM62 138H64V137H62ZM82 138H84V136H82ZM91 138H92V136H91ZM91 138H88V141H89V139H91ZM98 138V137H97ZM96 138V139H97ZM98 138V141H100L101 139H99ZM102 138V137H101ZM113 138V137H112ZM111 138V139H112ZM14 139V138H13ZM93 139V138H92ZM95 139V140H96ZM57 140V139H56ZM59 140H60V138H59ZM63 139H62V142L64 141ZM68 140V139H67ZM72 140V139H71ZM70 139H69V141H71ZM76 140V139H75ZM81 140V139H80ZM94 140V141H95ZM107 140H110V139H107ZM107 140H105V141H107ZM49 141V140H48ZM68 141V142H69ZM73 142L72 143H74V142H76V141H74V140H72ZM78 141V140H77ZM81 141H83V140H81ZM230 141H231V139H230ZM234 141V140H233ZM80 142V141H79ZM86 141H84V143H85ZM93 142V141H92ZM102 142H103V140H102ZM237 144H238V142L237 141H235ZM77 143V142H76ZM81 143V142H80ZM94 143V142H93ZM110 142L108 141V144H109ZM115 143V142H114ZM114 143H113V146H114ZM116 143H118V141H116ZM153 143V142H152ZM182 143V141L180 142V146L182 147L183 146V144H181ZM232 143V142H231ZM68 144H70V142L68 143ZM79 144V143H78ZM77 144V145H78ZM83 144V143H82ZM81 144V145H82ZM86 144V143H85ZM84 144V145H85ZM98 145H99V143H97ZM97 144H95V145H97ZM100 144H102L101 143V141H100ZM105 144H106V142H105ZM102 145V146H107V144L106 145ZM111 145H112V143H110ZM169 144H170V142H169ZM179 144V143H178ZM177 144V145H178ZM233 144V143H232ZM67 145V144H66ZM80 145V146H81ZM90 145H93V144H91L90 143ZM89 145V146H90ZM110 145V146H111ZM148 146H147V149L145 150L146 151V154H145V156H146V159H147V161H148V164H149V170H150V173H151V183L153 182V183H155V182H157L156 184H157V186L159 187V185L162 187V190L163 189H165L166 187V189L168 190V186L166 185V184H168V185H171L172 186V184H170V182L172 181L173 182V180H169L170 179V177H168L167 176V171H168V167L170 166V164H171V161H170V164H169V166L168 167H166L164 164L166 163V161H164L163 163L162 162H160V160H159V156H157V153L155 152V149H156V147L154 148V146L149 142L148 144H147ZM155 145V144H154ZM235 145V144H234ZM239 145V144H238ZM19 146V145H18ZM79 146V147H80ZM163 146V145H162ZM175 146V145H174ZM233 145H231V147H232ZM20 147V146H19ZM76 147V146H75ZM87 147V146H86ZM93 147V146H92ZM96 147V146H95ZM109 146H107V148H108ZM115 147H116V145H115ZM114 147V148H115ZM177 147V146H176ZM179 147V146H178ZM178 147H177V149H178ZM228 147V146H227ZM231 147L228 149V150H230L231 149ZM239 147H241V145H239ZM85 148V147H84ZM90 148V147H89ZM97 148H100L101 149V147H100V145L97 147ZM113 148V147H112ZM164 148V147H163ZM170 148H172V147H170ZM234 148V147H233ZM86 149V148H85ZM106 148H104V149H101V150H99V152L101 151L102 152V150H105ZM110 149V148H109ZM160 149V148H159ZM174 149H175V147H174ZM89 150V149H88ZM87 150V151H88ZM108 150V149H107ZM163 150V149H162ZM176 150V149H175ZM175 150H173L175 153H176V151ZM227 150V151H228ZM234 150V149H233ZM239 151H241V149H238ZM28 151H30L31 152V150H28ZM109 151V150H108ZM172 151V152H173ZM180 151H181V149H180ZM26 152V151H25ZM24 152V153H25ZM160 152V151H159ZM162 152V151H161ZM160 152V153H161ZM174 152H173V154H174ZM221 152V151H220ZM226 152V151H225ZM231 152H233V151H230V153ZM91 153V152H90ZM159 153V154H160ZM163 154H165V152H162ZM218 153V152H217ZM228 153V152H227ZM229 153V154H230ZM234 153V152H233ZM240 153V152H239ZM32 154V153H31ZM92 154V153H91ZM100 154H102V153H100ZM105 154V153H104ZM224 154V153H223ZM222 154V157H224V155ZM25 155V154H24ZM162 155V154H161ZM166 155V154H165ZM23 156V155H22ZM25 156H23V158H24ZM56 157H58V156H56ZM55 157V158H56ZM103 157H104V155H103ZM164 157H166V156H164ZM229 157H231V155L229 156ZM47 158H48V156H47ZM111 158V157H110ZM179 158V157H178ZM117 159V158H116ZM163 159V158H162ZM175 159V158H174ZM225 159V158H224ZM30 160V159H29ZM58 160V159H57ZM165 160H166V158H165ZM228 160H230L229 158H228ZM225 161V160H224ZM227 161V160H226ZM20 162V161H19ZM22 162V161H21ZM28 162V161H27ZM51 162H49V163H47V164H51V165H53ZM168 162V161H167ZM173 163H174V161H172ZM223 162V161H222ZM222 162H220V163H222ZM237 162V161H236ZM106 163H108V162H106ZM226 163H228V161L226 162ZM24 164H25V162H24ZM95 164H96V162H95ZM99 164V163H98ZM175 164V163H174ZM223 164H224V162H223ZM55 165H56V163H55ZM55 165H54V167H55ZM92 166H93V164H91ZM100 165V164H99ZM113 165V164H112ZM115 165V164H114ZM98 166V165H97ZM110 166V165H109ZM227 166H229V164L227 165ZM42 167V166H41ZM43 167H45V166H43ZM47 167V166H46ZM50 167V166H49ZM87 167V166H86ZM95 167H96V165H95ZM94 167V168H95ZM113 167H115V166H113ZM89 169H90V167H88ZM120 168V167H119ZM122 168V167H121ZM170 168H172V167H170ZM26 170H27V168H25ZM44 169V171H45V168H43ZM86 169V168H85ZM98 168H96V170H97ZM99 169H101V168H99ZM104 169V168H103ZM114 169H116V168H114ZM49 170V169H48ZM92 170V169H91ZM102 170V169H101ZM122 170V169H121ZM173 170V169H172ZM171 170V171H172ZM233 170V169H232ZM94 171H95V169H94ZM98 171H100V170H98ZM120 171V170H119ZM236 171H237V169H236ZM28 172H29V170H28ZM92 172H93V170H92ZM92 172H90V173H92ZM104 172V171H103ZM126 172V171H125ZM173 172H174V170H173ZM223 172V171H222ZM224 172H225V170H224ZM223 172V173H224ZM116 173V172H115ZM120 173V172H119ZM97 174V173H96ZM98 174H99V172H98ZM100 174H101V172H100ZM99 174V175H100ZM104 174V173H103ZM128 174V173H127ZM169 174V173H168ZM172 174V173H171ZM174 174V173H173ZM171 175V176H173V177H175L174 175ZM176 174V173H175ZM237 174H238V171H237ZM28 175H29V173H28ZM92 175V174H91ZM90 175V176H91ZM102 175V174H101ZM108 175V174H107ZM117 175V174H116ZM130 175V174H129ZM133 175V174H132ZM145 176V178H146V174H144ZM232 175V174H231ZM95 176V175H94ZM111 176V175H110ZM131 176V175H130ZM150 176V175H149ZM148 176V177H149ZM227 176V175H226ZM229 176V175H228ZM237 176V175H236ZM129 177V176H128ZM177 177V176H176ZM176 177H175V179H176ZM221 177H222V175H221ZM221 177H219V179L221 178ZM235 177V176H234ZM233 177V180L235 179ZM239 177V176H238ZM93 178V177H92ZM110 178V177H109ZM115 178H116V176H115ZM131 178L133 179V177L131 176ZM130 177H129V179H131ZM227 178V177H226ZM230 178L232 179V176H230ZM229 178V179H230ZM127 179V178H126ZM172 179V178H171ZM223 179H224V177H223ZM230 179V181L229 180H227V182L229 181V182H231L232 180ZM34 180H37V178L36 179H34ZM93 180H95V179H93ZM187 180H188V178H187ZM236 180V179H235ZM91 181H92V179H91ZM99 181V180H98ZM104 181H105V179H104ZM110 181H111V178H110ZM114 181H115V179H113V182L111 181L110 183H114ZM117 181V180H116ZM145 181L147 182V180L145 179ZM217 181V180H216ZM222 181V180H221ZM226 181V180H225ZM37 182V181H36ZM135 182H136V180H135ZM148 182H150V181H148ZM189 182V181H188ZM218 182H219V180H218ZM241 182V181H240ZM102 183H105V182H102ZM129 183V182H128ZM127 183V184H128ZM179 184H180V182H178ZM176 184V187L177 186H179V188H177V189H180V186L181 185H179V184ZM187 183V182H186ZM221 183V182H220ZM222 183H223V181H222ZM226 183V182H225ZM97 184H98V182H97ZM116 184H117V182H116ZM126 184V185H127ZM131 184V185H130ZM130 184H128V185H130V187L128 186L127 188H128V190L129 191H131L130 190V188H131V186H132V184H133V187H134V184H136V183H131L130 182ZM148 184H150V183H148ZM182 184V183H181ZM219 184V183H218ZM217 184V185H218ZM228 183H226V185H227ZM238 184V183H237ZM37 185V184H36ZM96 185V184H95ZM101 185V184H100ZM99 185V186H100ZM103 185H105V184H103ZM118 185H121V184H118ZM124 185V184H123ZM152 185V184H151ZM151 185H147V187L149 188H155L156 187V185H155V187H153V185L151 186ZM175 185V184H174ZM173 185V186H174ZM214 186H216L217 187V185L214 183L213 184ZM212 185V186H213ZM225 185V186H226ZM97 186V185H96ZM109 186V185H108ZM107 186V187H108ZM183 186V185H182ZM219 186V185H218ZM220 186H221V184H220ZM222 186H223V184H222ZM101 187V186H100ZM105 187V186H104ZM111 187H112V185H111ZM115 187H117L116 185H114V188ZM136 187V186H135ZM165 187V188H164ZM170 187V186H169ZM175 187V186H174ZM227 187V186H226ZM229 187H230V185H229ZM241 187V186H240ZM18 188H19V186H18ZM23 188V186L21 187V189ZM90 188H91V190H90ZM97 188H98V186H97ZM118 188H120V186L118 187ZM137 188V187H136ZM149 188V189H150ZM185 188V187H184ZM215 187H213L212 189H214ZM222 188V187H221ZM37 189V188H36ZM107 190V188L105 187L104 188V190ZM111 189V188H110ZM116 189V188H115ZM122 188H120V190H121ZM125 188H123V190H124ZM135 189V188H134ZM148 189V190H149ZM152 189V190H153ZM157 189H159L160 190V187L159 188H157ZM165 189V190H166ZM171 191H173L174 189H173V187H171ZM220 188H218V191L216 192V193H219V190ZM238 189V188H237ZM236 189V190H237ZM23 190V189H22ZM93 190V191H92ZM101 190H103V188L101 187ZM105 190V191H106ZM119 190V189H118ZM122 190V191H123ZM127 190V189H126ZM162 190L160 191V192H162ZM164 190V192H166L165 194H166V196H168V192L167 191H165ZM170 190V189H169ZM181 190H182V192H180V194H182L183 193V196H184V189L181 187ZM223 190V189H222ZM227 190V189H226ZM239 190H241V189H238V191ZM33 191H34V188H33ZM99 191V190H98ZM108 191V190H107ZM109 191H111V190H109ZM122 191H121V194H125L124 192L122 193ZM135 192H136V194H137V191L136 190H134ZM156 191V190H155ZM170 191V192H171ZM179 191V190H178ZM177 191V192H178ZM214 191V190H213ZM225 191V190H224ZM35 192V191H34ZM37 192V193H38ZM112 192H114V194H113V196L115 195V196H118L117 195V192L114 190V191H112ZM112 192H110V194L112 193ZM169 192V194H171ZM223 192V191H222ZM234 192V191H233ZM102 193H104L103 191H102ZM155 193V192H154ZM154 193H152V195L154 194ZM158 193H159V191H158ZM158 193H156L157 194V196H158ZM174 193V192H173ZM176 193V192H175ZM194 193H196V195H197V192H194ZM209 193H210V191H209ZM221 193V192H220ZM106 194V193H105ZM108 194V193H107ZM132 194H133V192H132ZM198 194H199V192H198ZM215 193H213V195H214ZM239 194V193H238ZM31 195V194H30ZM34 195V194H33ZM70 195H72L71 193H70ZM70 195H68L67 197L69 198V196ZM101 195V194H100ZM119 195H120V193H119ZM161 195V194H160ZM176 195V194H175ZM177 195H179V193H177ZM193 195V194H192ZM195 195V194H194ZM201 195V194H200ZM206 195V194H205ZM219 195H224V194H219ZM229 195V194H228ZM237 195V194H236ZM240 195V194H239ZM121 196V195H120ZM130 196V195H129ZM133 196V195H132ZM165 195L164 196H161V199H163L164 197H166ZM170 196V195H169ZM217 196V195H216ZM42 197V196H41ZM62 197V198H63ZM64 198L63 199V201H65V199H68V198ZM108 197H109V195H108ZM111 197V196H110ZM109 197V198H110ZM159 197V196H158ZM163 197V198H162ZM178 197H180V195L178 196ZM181 197H182V195H181ZM181 197H180V199H181ZM185 197V196H184ZM192 197H195V196H192ZM191 197V199H193ZM218 197V196H217ZM225 197V196H224ZM39 198V197H38ZM55 198H53V199H55ZM75 198V197H74ZM117 198V197H116ZM157 198V197H156ZM155 198V199H156ZM160 198V197H159ZM168 198V197H167ZM170 198V197H169ZM196 198H197V196H196ZM202 198H203V195H202ZM216 198V197H215ZM222 198H223V196H222ZM23 199V198H22ZM40 199H42V198H40ZM48 199H49V197L47 198V201L45 200V202H49V201H51L50 199H49V201H48ZM52 199V200H53ZM80 199V198H79ZM102 199H103V197H102ZM101 199V200H102ZM105 199H106V197H105ZM111 199V198H110ZM114 199V198H113ZM113 199H111V200H113ZM173 199V198H172ZM191 199H190V201H191ZM197 199H200V198H197ZM226 199V198H225ZM30 200V199H29ZM28 200V201H29ZM61 200V199H60ZM72 200V202L71 203H73V202H75V200L73 201V199H71ZM78 200V199H77ZM117 200V199H116ZM118 200H119V198H118ZM196 200V199H195ZM201 200V199H200ZM199 200V201H200ZM218 200V199H217ZM232 200V199H231ZM43 201V200H42ZM56 201V200H55ZM59 201V200H58ZM67 201V200H66ZM68 201H69V199H68ZM160 202L161 201H164V199L163 200H159ZM232 201H234V200H232ZM27 202V201H26ZM53 202V201H52ZM106 202V201H105ZM104 202V204L107 206V204L108 203H105ZM154 202V204L155 205H157V206H160V208L159 209H163V208H161L162 207V204H160V203H158V200H156V202L158 203V204H156V202L155 201H153ZM153 202H152V204H153ZM167 202V200H165V202H163V204L164 203H166ZM169 202V201H168ZM168 202H167V205H168ZM24 203H25V201H24ZM30 203V202H29ZM71 203H69V204H71ZM116 203V201L114 202V200H113V204H115ZM169 203H171V202H169ZM184 203V202H183ZM191 203H192V201H191ZM40 204V203H39ZM42 204V203H41ZM41 204L40 205H38V206H41ZM59 204V203H58ZM68 204V203H67ZM78 204V203H77ZM79 204H81L80 202H79ZM103 204V205H104ZM146 204H147V202H146ZM149 204V203H148ZM151 204V203H150ZM154 204H153V206H154ZM160 204V205H159ZM195 204V203H194ZM200 204V203H199ZM44 204H42V206H43ZM49 205V204H48ZM55 205V204H54ZM76 205V204H75ZM166 204H164L163 205V207L164 206H167ZM185 205V204H184ZM196 205H198V203H196ZM27 206H29V205H27ZM47 206V205H46ZM46 206H45V209H47L46 208ZM51 206V203H50V205H49V207ZM59 206V205H58ZM62 206H63V203H62ZM71 206V205H70ZM70 206H68V207H70ZM147 206V205H146ZM153 206H151V207H153ZM181 206V205H180ZM31 207V206H30ZM44 207V206H43ZM53 207V206H52ZM55 207V206H54ZM73 207H74V209H75V206H74V203H73ZM73 207H72V209H71V211L73 210ZM150 207V208H151ZM168 207H169V205H168ZM172 207V206H171ZM185 207H188V206H185ZM27 209H29L28 207H26ZM66 207H65V205H64V209H65ZM76 208H77V205H76ZM108 208V207H107ZM146 208V207H145ZM148 208V207H147ZM150 208H148L149 210H154L155 208H152V209H150ZM32 209V208H31ZM31 209H30V211H31ZM69 209V208H68ZM83 208H82V210H84ZM104 209L107 211V209L105 208V206H104ZM144 209V208H143ZM143 209H141V210H143ZM148 209H146V210H148ZM156 209H158V207H156ZM154 210L153 212L155 213V215H157V214H159L158 212H160L161 210ZM164 209H166V207L164 208ZM163 209V210H164ZM174 209V208H173ZM173 209H169V211H171V212H173ZM187 209V208H186ZM186 209H185V211H186ZM44 210V209H43ZM50 210V209H49ZM66 210V209H65ZM178 212H176V213H179V210L178 209H176ZM189 210H191V208H189ZM36 211V210H35ZM63 211V214L61 213ZM110 211H112V210H110ZM110 211H109V208H108V213H110ZM156 211H158V212H156ZM165 211V210H164ZM168 211V212H169ZM175 211V210H174ZM181 211L183 212V210L181 209ZM32 212V211H31ZM38 212V211H37ZM36 212V213H37ZM67 212H68V210H67ZM115 212V211H114ZM147 212V211H146ZM152 212V213H153ZM162 212V211H161ZM161 212H160V214L159 215H157L156 217H160L161 219H159L160 221L159 222H161L162 223V226H163V228L164 227H166V228H164V229H167L168 230V232H169V230H174V231H183V233L185 234V236L188 238V240H190L189 241V245H190V242L192 241L193 242V244H192V246L190 245V248L188 249L189 250V253L187 254L188 256L187 257H189V254H190V261H192L191 259L193 258L194 260L192 261L193 263H194V261L197 259V261H195V262H198V260H199V263H204V264H214L213 262H214V260H213V262H212V260L211 259H209V256L210 255H212L211 254V252L213 251V249L212 248H214L216 245L215 244H217V243H215V242H213L214 241V239H212V240H210L209 238H211V237H213L214 238V236L212 235L211 237H209L208 238V240L209 241H212L213 243H215L214 244V247L212 246L213 244H211V243H209V241L208 242H206L205 240V242L204 241H201V240H199V238H202V240H203V234H202V237L200 236H198L199 238H195V240H194V238H193V236L191 235V233H189L188 231H186V228H185V226H184V223H183V221L182 220H178L177 218L179 217V215H178V217L175 215H173V216H171V214H174V213H171L169 216L168 215H166V214H168V213H162L161 214ZM165 212H167V209H166V211ZM190 212V211H189ZM35 213V214H36ZM42 213H43V211H42ZM75 214H76V211L74 212ZM83 213H85L84 211H83ZM113 213V212H112ZM157 213V214H156ZM185 214H187L186 212H184ZM184 213H182V214H184ZM192 213V212H191ZM73 214V213H72ZM119 214V213H118ZM143 214H145V209L143 210V213H142V216H143ZM148 214V213H147ZM190 214V213H189ZM45 215V214H44ZM76 215V216H77ZM146 215V214H145ZM144 215V216H145ZM150 215H152V214H150ZM149 215V216H150ZM34 216V215H33ZM67 216V215H66ZM66 216H64L63 218H65ZM80 216L77 218V217H75V216H73V218L74 219H77L76 221H79V219H80ZM147 216V215H146ZM192 216H193V214H192ZM192 216H190V217H192ZM37 217V216H36ZM68 217V216H67ZM152 217V216H151ZM173 217H177V218H173ZM180 217H181V213H180ZM73 218L71 219L72 221H74L73 220ZM143 218H145V217H143ZM155 218V217H154ZM194 218V217H193ZM35 219V218H34ZM68 218H66V220H67ZM70 219V218H69ZM146 219H148L147 217H146ZM155 219H157L158 220V218H155ZM180 219V218H179ZM31 220H33L32 218H31ZM40 220V219H39ZM152 219L150 218V221H151ZM156 220V221H157ZM72 221H70V222H72ZM76 221H74V223L76 224V227H78L79 225H77V223H76ZM147 221V220H146ZM152 221H155V220H152ZM192 221H194V219H192ZM38 222V221H37ZM43 222V221H42ZM60 222H61V220H60ZM62 222H64V219L62 220ZM38 223H40V222H38ZM67 223H68V221H67ZM151 223V222H150ZM158 223V222H157ZM37 224V223H36ZM70 224V223H69ZM78 224H79V222H78ZM138 224V223H137ZM147 224V223H146ZM154 224H156V222H154ZM153 224V225H154ZM144 224H142L141 226H143ZM157 225L159 226V224H156V227H155V229L157 228ZM64 226V225H63ZM67 226V225H66ZM117 226V225H116ZM115 226V227H116ZM138 226H140V225H138ZM150 225H148V227H149ZM155 226V225H154ZM160 226H161V224H160ZM162 226H161V228H162ZM36 227V226H35ZM69 227H73V228H75L74 226H72V225H69ZM125 227H126V225H125ZM136 227V226H135ZM146 227V226H145ZM145 227L143 228V229H145ZM66 228V227H65ZM141 228V227H140ZM159 228V227H158ZM158 228L156 229L157 231H158ZM36 229V228H35ZM70 229H72V228H70ZM69 229V230H70ZM113 229V228H112ZM117 229V228H116ZM136 229H137V227H136ZM142 229V228H141ZM198 229V228H197ZM196 229V230H197ZM73 230V229H72ZM76 230V229H75ZM128 230V229H127ZM145 230H147V229H145ZM149 230V229H148ZM155 230V231H156ZM160 230H162V229H160ZM200 230V229H199ZM53 231V232H52ZM63 231V230H62ZM67 231H68V229H67ZM74 231V230H73ZM138 231V230H137ZM137 231H136V233H137ZM139 231H141V230H139ZM138 231V233L137 234H139V233H141V232H139ZM144 231V230H143ZM142 231V232H143ZM198 231V230H197ZM38 232V231H37ZM36 232V233H37ZM52 232V233H51ZM56 232V231H55ZM75 232V231H74ZM146 232V231H145ZM148 232H150V231H147V233H144V235L143 236H145V235H147V234H149ZM152 233H150V234H155L156 232H154V231H151ZM162 232H163V230H162ZM164 232L166 233V231L164 230ZM164 232L163 233H160L159 232V234H161V237L163 238V235L162 234H164ZM178 232V233H179ZM200 232V231H199ZM33 233V232H32ZM57 233H55L56 235H58ZM143 233H141V234H143ZM176 232H174L173 233V231L172 232H170V235L171 234H175ZM180 233H182V232H180ZM179 233V234H180ZM182 233V234H183ZM198 233V232H197ZM201 233V232H200ZM199 233V234H200ZM264 233V232H263ZM54 234V235H55ZM74 234V233H73ZM112 234V233H111ZM116 234V233H115ZM177 234V233H176ZM175 234V235H176ZM196 234V233H195ZM199 234H197V235H199ZM260 234H262V233H260ZM71 235V234H70ZM113 235V234H112ZM133 235V234H132ZM201 235V234H200ZM15 236L16 237H18L20 240H22L24 243L23 244H26L27 246H29L30 247V253L28 254L29 256H30V258H29V260L27 259V260H23V259H20V258H18V252H17V248H16V246H15V243H16V241H15V243H14V238H15ZM32 236H33V234H32ZM72 236V235H71ZM128 236H130L129 234H128ZM133 236H135V235H133ZM142 236V237H143ZM164 236H166V234L164 235ZM172 236V235H171ZM177 236V235H176ZM176 236L174 237V238H172L173 239V241H175L174 239H176ZM180 236V235H179ZM182 236V235H181ZM35 237V236H34ZM43 237H44V235H43ZM58 237H59V235H58ZM55 238V236H52V237H49V238H51V240H53V241H55L56 242V240L57 239H59V238ZM115 237V236H114ZM139 237V236H138ZM149 237V236H148ZM147 237V238H148ZM173 237V236H172ZM261 237V236H260ZM264 237V236H263ZM52 238H54V239H56V240H54V239H52ZM88 238V237H87ZM113 238V237H112ZM164 238H167V237H164ZM168 238H170V236L168 237ZM167 238V239H168ZM183 238H184V236H183ZM186 238V239H187ZM216 238V237H215ZM236 238V237H235ZM90 239V238H89ZM111 239V238H110ZM129 239H130V237H129ZM149 239V238H148ZM151 239H153V237L151 238ZM155 239H157L158 240V238H155ZM218 238H216V240H217ZM241 239V238H240ZM261 239V238H260ZM49 240V239H48ZM50 240V242L51 243H53L52 241ZM113 240V239H112ZM136 240V239H135ZM135 240L133 239V241L135 242ZM160 241H161V239H159ZM165 240V239H164ZM164 240H163V242H164ZM187 240V241H188ZM263 240V239H262ZM44 241V240H43ZM46 241V240H45ZM169 241H170V239H169ZM167 242V243H169V244H171V242H173V241H171V242ZM233 241V240H232ZM241 241H243V240H241ZM49 242V241H48ZM47 242V243H48ZM87 242V241H86ZM90 242V241H89ZM127 242V241H126ZM145 242H146V240H145ZM218 242V241H217ZM234 242V241H233ZM113 243H115V241H113ZM146 243H148V242H146ZM165 243H166V241H165ZM165 243H164V245H165ZM231 243V242H230ZM239 243V242H238ZM242 243V242H241ZM17 244V243H16ZM21 245H22V243H20ZM19 244V245H20ZM54 244V243H53ZM56 244V243H55ZM61 244L62 243H60V246H61ZM117 244V243H116ZM139 244V243H138ZM138 244H137V246H138ZM155 245H156V247L157 248H159V246H157L158 245V242H157V244L156 243H154ZM169 244H168V247H169ZM233 244V243H232ZM244 244V243H243ZM263 244H264V242H263ZM51 245V244H50ZM63 245V244H62ZM118 245V244H117ZM127 245V244H126ZM133 245L135 246V244L133 243ZM132 244H130L129 246H133ZM155 245H151V244H143V245H139L140 247H142V250L144 251V254H145V264H163V261H161V257H162V255H161V253H160V251H159V249H157L156 247H154ZM161 245H162V243H161ZM164 245H162V246H164ZM218 245V244H217ZM250 245H251V243H250ZM18 246V245H17ZM46 246H47V244H46ZM65 247H69V246H67V245H64ZM113 246H114V244H113ZM229 246H231L230 244H229ZM228 246V247H229ZM245 246V245H244ZM253 246V245H252ZM252 246H248V244H247V247L249 248V247H251V249H252ZM264 246V245H263ZM22 247V246H21ZM20 247V248H21ZM59 247V246H58ZM63 247V246H62ZM161 247V246H160ZM227 247V248H228ZM246 247V249H248ZM25 248V247H24ZM114 248H116L115 249V251L117 250V248L118 247H114ZM131 248V247H130ZM139 248V247H138ZM225 248H226V246H225ZM254 249H255V247H253ZM66 249V248H65ZM187 249V248H186ZM224 249V248H223ZM230 249V248H229ZM244 249V248H243ZM243 249H241L242 251H243ZM246 249H244V252H247L246 251ZM67 250V249H66ZM71 250H73L72 248H71ZM126 250H127V248H126ZM132 250L133 249H131V252H132ZM161 250V249H160ZM168 250V248H166V251ZM217 250H218V248H217ZM216 250V251H217ZM227 250V249H226ZM233 250V249H232ZM20 251H22V250H20ZM25 252H26V250H24ZM68 251V250H67ZM74 251V250H73ZM134 251H135V249H134ZM141 251V250H140ZM169 251V250H168ZM187 251V250H186ZM216 251H215V249H214V252L216 253ZM221 251H223L222 249H221ZM229 250H227V252H228ZM230 251H231V249H230ZM229 251V252H230ZM251 251V250H250ZM256 251H257V249H256ZM29 252V251H28ZM69 252L71 253L72 251H70L69 250ZM75 252H76V250H75ZM136 252V251H135ZM188 252V251H187ZM186 252V253H187ZM214 252H212V253H214ZM224 252V251H223ZM226 252V254H230V253H233L234 254V252H230V253H227ZM24 253V252H23ZM22 253V254H23ZM68 253V252H67ZM73 253V252H72ZM77 253V252H76ZM75 253V254H76ZM82 253V252H81ZM81 253H80V255H81ZM120 253V252H119ZM140 253H142V252H140ZM139 253V254H140ZM167 253V252H166ZM186 253H185V255H186ZM219 253V252H218ZM53 254V255H54ZM77 254H79V252L77 253ZM130 254V253H129ZM217 254V253H216ZM216 254H214L213 255V258L215 259L216 258V256H218V255H216ZM222 254V253H221ZM225 254V255H226ZM27 255V256H28ZM79 255V256H80ZM143 255V254H142ZM169 255H170V253H169ZM216 255V256H215ZM223 256H225L224 254H222ZM232 255V254H231ZM230 255V256H231ZM239 255V254H238ZM28 256V257H29ZM74 255L72 254L71 255V257H73ZM78 256V257H79ZM116 256H117V254H116ZM132 256V255H131ZM28 257H26V258H28ZM54 257V258H53ZM138 257V256H137ZM170 257H171V255H170ZM170 257H168V258H170ZM186 257V256H185ZM211 257V256H210ZM226 257H227V255H226ZM139 258H141V254H140V257H138V259ZM163 258H165V257H163ZM219 258V257H218ZM222 258V257H221ZM57 259V258H56ZM61 259H63V258H59V260H61ZM72 259H74V258H72ZM75 259H77V255H75ZM80 259V258H79ZM83 259V258H82ZM129 259V258H128ZM131 259V258H130ZM132 259H133V257H132ZM165 259H167V258H165ZM59 260H58V263L60 264L61 262H59ZM134 260H135V258H134ZM163 260V259H162ZM211 260V261H210ZM219 260H220V258H219ZM228 260V259H227ZM57 261V260H56ZM56 261H55V263H56ZM75 261V260H74ZM77 261V260H76ZM131 261V260H130ZM133 261V260H132ZM161 261V262H160ZM167 261H169V259H167L166 261H164L165 263L167 262ZM173 261V260H172ZM201 261V262H200ZM86 262V261H85ZM108 262V261H107ZM133 262H135V261H133ZM215 262L217 263V258L215 259ZM220 262V261H219ZM225 262L226 261H224L223 263L225 264ZM263 262V261H262ZM64 263H66V262H64V260H63V264ZM78 263V262H77ZM81 263V262H80ZM96 264H99V258H98V260H96V262H95ZM105 264H106V262H104ZM164 263V264H165ZM171 263V262H170ZM221 263H222V261H221ZM221 263H218V264H221ZM222 263V264H223ZM51 264H54V262H52ZM57 264V263H56ZM76 264V263H75ZM79 264V263H78ZM86 264V263H85ZM88 264V263H87ZM131 264V263H130ZM168 264H169V262H168Z\"/></svg>",
    "mask_w": 264,
    "mask_h": 264
}]
</instances>
